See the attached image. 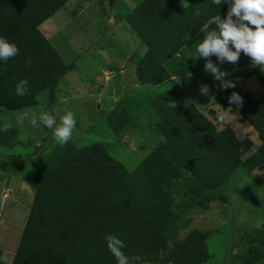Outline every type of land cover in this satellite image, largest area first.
Here are the masks:
<instances>
[{
	"label": "trees",
	"instance_id": "obj_1",
	"mask_svg": "<svg viewBox=\"0 0 264 264\" xmlns=\"http://www.w3.org/2000/svg\"><path fill=\"white\" fill-rule=\"evenodd\" d=\"M51 1L0 0V36L10 39L32 23L26 31L27 48L19 50L17 60H0L2 107L16 109L36 104L42 92L56 88L70 69L37 28L58 6ZM185 1L197 3V0ZM49 6L53 7L50 12ZM227 8L228 5L218 13ZM189 10L181 6V0H145L135 8L131 21L136 18L138 37L150 49L143 57L138 83L170 78L164 62L177 55L210 20V16H206L207 21L202 20L205 10L199 7L191 6ZM42 11L46 13L40 14ZM150 21L153 28L147 27ZM171 28L175 32L172 43L166 36ZM34 40L35 47L28 44H34ZM158 40H164L166 52L162 58L158 56L161 52L153 49ZM27 61H31V66ZM21 79L28 81L24 96L15 93V85ZM257 80L263 88L262 94L254 98L245 93L239 107L260 140L245 159L241 154L251 148V141L239 139L228 126L217 129L180 88L150 96V104L160 116L157 130L165 139L133 172H128L99 144L81 149L59 145L37 170L33 203L10 264H117L104 239L109 233L125 242L126 255L141 254L149 264H161L158 254L162 248L168 252L163 264H202L208 254L201 233L194 230L183 240H174L163 233L161 223L176 220L174 208L185 212L211 195L237 165L253 169L264 162V73H258ZM127 101V97L121 99L116 113ZM170 101L176 103L175 108L170 107ZM161 160L166 167L165 189L152 181L150 171L145 168L147 163L146 167L159 170ZM140 175L149 176L150 180L143 184ZM138 177L140 180H135ZM200 177L207 182L177 203L176 195L185 193L188 183ZM246 236L249 243L243 255L255 263L262 257L264 227L253 229ZM168 240L174 242V249L167 248ZM0 264H9L2 260L1 250Z\"/></svg>",
	"mask_w": 264,
	"mask_h": 264
},
{
	"label": "rangeland",
	"instance_id": "obj_2",
	"mask_svg": "<svg viewBox=\"0 0 264 264\" xmlns=\"http://www.w3.org/2000/svg\"><path fill=\"white\" fill-rule=\"evenodd\" d=\"M144 1L52 0L51 4L58 6L37 28L70 69L56 88H46L42 92L35 109H29L38 114V106L44 103L54 115L72 111L77 127L66 146L81 149L99 144L128 172H133L165 139L157 130L160 116L149 101L150 96L159 93L163 87L137 81L138 72L143 68V57L149 48L138 37L134 25L136 18L131 21V16ZM196 2L188 4L181 0V6L189 12L191 6L205 10L207 13L205 15L204 11L202 20L206 21V16L211 18L228 5L224 3L218 8L212 0ZM47 8L49 12L53 9L52 6ZM150 22L147 27L153 28L154 23ZM31 26L29 23L8 39L15 44L18 42L16 45L20 51L27 48L29 35L26 31ZM174 33L171 28L166 33L170 41H165L172 43ZM202 37L203 33L201 38L193 39L182 49L187 56L184 63L171 59L164 66L186 85V94L207 115L211 124L217 129L228 126L239 139L251 141V148L241 154L245 159L260 140L257 131L241 114L240 106L230 104L228 97L237 92L243 101L245 93L259 98L263 88L255 73L263 74L264 71L259 68L237 81V64L227 62L221 69L231 73L226 79L232 80L235 87L226 89L223 98L216 103L215 98L221 96L225 89L219 87L220 82L210 72L204 71V59L195 58L197 40ZM28 44L35 47L37 41ZM40 46L36 47L34 54ZM153 49L160 51L158 56L162 58L166 52L164 40H158ZM13 59L17 60L16 56ZM218 62L215 58V63ZM201 84L209 86L208 95L200 94ZM172 89L175 88L167 90ZM124 97L128 101L116 113L115 109ZM13 111L0 107V125ZM220 116L224 119L221 120ZM13 124L11 130L0 132V250L2 260L9 264L19 247L33 203L37 170L59 147L47 128L35 129L27 122L24 128H17L14 121ZM147 165L145 168L150 171L152 181L165 189L164 161H160L159 170L150 169ZM139 177L135 180L143 184L150 180L149 176ZM205 182L207 179L202 177L190 181L185 193L176 195V202L189 198ZM174 211L177 218L173 223H161L163 233L174 240H183L192 231H199L208 254L202 264H264V248L261 259L255 263L243 255L249 243L247 232L264 227V162L253 169L244 164L237 165L211 195H206L185 212L176 208Z\"/></svg>",
	"mask_w": 264,
	"mask_h": 264
},
{
	"label": "clouds",
	"instance_id": "obj_3",
	"mask_svg": "<svg viewBox=\"0 0 264 264\" xmlns=\"http://www.w3.org/2000/svg\"><path fill=\"white\" fill-rule=\"evenodd\" d=\"M228 4L227 12L223 17L219 13L213 15L200 29L203 33L202 39L196 45L195 58L204 59V71L210 72L215 80L219 81L222 89L234 88L235 83L226 79L231 73L221 69L213 62L212 57L223 64L238 63L241 53L250 58L251 66L258 67L264 71V0H212V4L218 8ZM199 15V12L196 13ZM19 54V48L6 37L0 36V60L7 61ZM31 66V61L26 62ZM179 82V77L176 79ZM28 91V81L21 79L15 85V93L24 96ZM201 95L210 92L207 84L199 85ZM230 104L242 106L243 99L237 92H232L228 97ZM170 107L175 108L176 103L170 101ZM38 114L29 110H16L5 118L0 127V132H7L14 126L24 128L26 122L32 128L39 129L41 126L50 130L52 139L60 146H66L72 139L77 127L75 113L66 111L63 114H52L44 103L37 109ZM223 120L224 117L220 116ZM259 226V225H258ZM104 239L108 250L115 257L117 264H149L141 254L126 255L125 242L116 234H106ZM168 249H174L172 240L167 242ZM159 260L161 264L165 261L168 252L160 249Z\"/></svg>",
	"mask_w": 264,
	"mask_h": 264
},
{
	"label": "crops",
	"instance_id": "obj_4",
	"mask_svg": "<svg viewBox=\"0 0 264 264\" xmlns=\"http://www.w3.org/2000/svg\"><path fill=\"white\" fill-rule=\"evenodd\" d=\"M185 1V0H184ZM185 2H187L188 3V1H185ZM228 9V8H227ZM227 9H225L224 11H222L221 13H219V15L221 16V15H223V14H225L226 12H227ZM201 35H202V32L199 30L197 33H196V35L193 37V38H191L182 48H181V50H180V52L177 54V55H175V56H173V57H171L170 59H168L167 61H165L164 62V65L168 62V61H170L171 59H177L178 60V62H176V63H184L185 61H186V59H187V56L185 55V53H184V51L182 50L184 47H186L191 41H193V39H196L197 37H200L201 38ZM198 42L200 41V40H197ZM215 56H213L212 57V60H213V62L215 63ZM65 63V62H64ZM220 68H224L223 66H225V65H227L228 63L227 62H225V63H223V64H220V62H218V63H216ZM232 64V63H231ZM235 64H237V81H239V80H242L243 78H245L246 76H248V75H250L251 73H255L256 72V70H258L259 68L258 67H252L251 66V61H250V58L249 57H247L246 55H244L243 53H241V55H240V58H239V61H238V63H235ZM165 67V66H164ZM166 69H167V71L169 72V74H170V78L169 79H167V80H165V81H159V82H154V83H150V84H155V85H162V87H163V89H161L159 92H162V91H165V90H167V89H170V88H180V89H182L185 93H187L186 92V90H184L185 89V87H186V85L185 84H182L181 82H179V83H177L176 82V79L178 78L176 75H175V73H172L171 72V70L169 69V68H167V67H165ZM255 76L257 77V73H255ZM169 82V84L170 85H168L167 86V83ZM146 84V83H145ZM141 85V84H140ZM167 86V87H166ZM239 89V88H238ZM227 90H229V89H227ZM227 90H222L221 92V94H223V93H225V91H227ZM187 95V94H186ZM187 96H189V95H187ZM220 97V96H219ZM218 97H216L215 99H217ZM190 99V98H189ZM191 100V99H190ZM192 101V100H191ZM215 101V100H214ZM38 103H39V97L37 98V102H36V104H33V105H31V106H26V107H21V108H16V109H8V108H5V107H2V106H0V107H2V108H5V109H8V110H10V111H16V110H20V109H23V108H26V110H29V109H35L36 107V105H38ZM193 103V102H192ZM213 103V102H212ZM211 103V104H212ZM194 104V103H193ZM4 119V118H3ZM3 122H5V120L3 121ZM2 125L3 124H1L0 125V127H2Z\"/></svg>",
	"mask_w": 264,
	"mask_h": 264
}]
</instances>
